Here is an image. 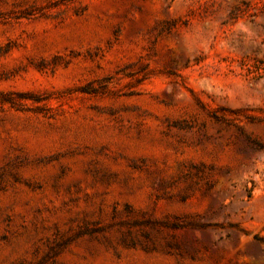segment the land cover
<instances>
[{"label":"rangeland","instance_id":"1","mask_svg":"<svg viewBox=\"0 0 264 264\" xmlns=\"http://www.w3.org/2000/svg\"><path fill=\"white\" fill-rule=\"evenodd\" d=\"M264 0H0V264H264Z\"/></svg>","mask_w":264,"mask_h":264},{"label":"trees","instance_id":"2","mask_svg":"<svg viewBox=\"0 0 264 264\" xmlns=\"http://www.w3.org/2000/svg\"><path fill=\"white\" fill-rule=\"evenodd\" d=\"M262 63H264V61H261ZM255 239L260 242L261 244L264 243V237L263 236H259V235H255Z\"/></svg>","mask_w":264,"mask_h":264}]
</instances>
